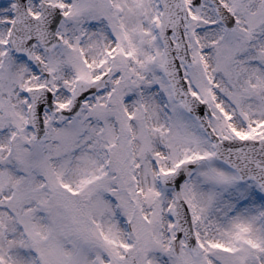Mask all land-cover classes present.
Returning <instances> with one entry per match:
<instances>
[{
  "label": "snow or ice",
  "instance_id": "6c2138e0",
  "mask_svg": "<svg viewBox=\"0 0 264 264\" xmlns=\"http://www.w3.org/2000/svg\"><path fill=\"white\" fill-rule=\"evenodd\" d=\"M0 264H264V0H0Z\"/></svg>",
  "mask_w": 264,
  "mask_h": 264
}]
</instances>
